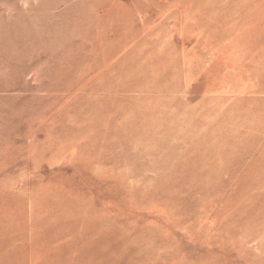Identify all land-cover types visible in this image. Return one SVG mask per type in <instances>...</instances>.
<instances>
[{"label": "rangeland", "instance_id": "374dc122", "mask_svg": "<svg viewBox=\"0 0 264 264\" xmlns=\"http://www.w3.org/2000/svg\"><path fill=\"white\" fill-rule=\"evenodd\" d=\"M25 1L0 264H264V0Z\"/></svg>", "mask_w": 264, "mask_h": 264}, {"label": "bare ground", "instance_id": "6f19581e", "mask_svg": "<svg viewBox=\"0 0 264 264\" xmlns=\"http://www.w3.org/2000/svg\"><path fill=\"white\" fill-rule=\"evenodd\" d=\"M25 1V0H23ZM27 2V1H25ZM63 3L65 4V6L69 7V8H76V4L71 2L70 0H64ZM42 6V5H41ZM190 7V6H189ZM191 9V8H190ZM98 15V14H97ZM99 16V15H98ZM197 16V15H196ZM101 21L103 20V17H100L99 18ZM189 19V18H188ZM185 20V19H184ZM191 20V19H190ZM193 20V19H192ZM12 21V20H11ZM182 21V20H181ZM199 25V24H198ZM179 28V27H178ZM199 28V27H198ZM180 29V28H179ZM182 32V31H181ZM7 40V39H5ZM10 41V39H9ZM219 44V43H218ZM5 48V47H4ZM25 52L27 51H22L21 53L17 52V54L15 55L14 59H19L21 57V55H23ZM22 61V59L20 58L19 59V64L20 62ZM17 64V63H16ZM10 67L12 69V72L15 74V78H21V76L28 70L27 67L25 68H21L19 69L15 64H13L11 61H10V57L9 58H3L0 54V76L2 77H5V76H10ZM39 68L36 67V70H38ZM35 70V69H34ZM35 70V71H36ZM34 71V73H35ZM37 73V72H36ZM35 73V74H36ZM12 74V75H14ZM13 77V76H12ZM11 79V77L9 78ZM16 80V79H15ZM17 81V80H16ZM5 85L4 84H1L0 83V93L2 90H5ZM3 93V92H2ZM26 99V98H25ZM5 100L4 98L2 97V95H0V121L3 123V124H7V121H9V118H10V109L8 107H6V104H5ZM17 104V103H16ZM18 105V104H17ZM23 105V106H21ZM19 107L21 106L22 108L25 107V108H29L30 110L34 109V105L33 103H30L29 101H21L19 102ZM28 109V110H29ZM1 127V126H0ZM8 137V136H7Z\"/></svg>", "mask_w": 264, "mask_h": 264}]
</instances>
